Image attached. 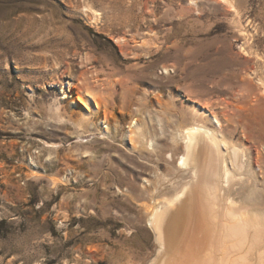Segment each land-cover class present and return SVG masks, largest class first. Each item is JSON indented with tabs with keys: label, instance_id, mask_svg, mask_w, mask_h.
<instances>
[{
	"label": "rangeland",
	"instance_id": "1",
	"mask_svg": "<svg viewBox=\"0 0 264 264\" xmlns=\"http://www.w3.org/2000/svg\"><path fill=\"white\" fill-rule=\"evenodd\" d=\"M233 4L0 0V264H153L149 212L187 176L192 123L244 150L227 195L264 256V0Z\"/></svg>",
	"mask_w": 264,
	"mask_h": 264
},
{
	"label": "bare ground",
	"instance_id": "2",
	"mask_svg": "<svg viewBox=\"0 0 264 264\" xmlns=\"http://www.w3.org/2000/svg\"><path fill=\"white\" fill-rule=\"evenodd\" d=\"M213 1L237 10L234 0ZM93 12L97 19L98 12ZM256 82L258 90L264 94L263 78L258 77ZM79 100L86 109L90 105L99 108V102L91 92H85ZM207 109L204 107L207 118L220 126L216 116ZM136 124L135 120L133 126ZM136 130L137 134L130 130L129 142L133 146L137 142L142 146L137 140L142 134L141 128ZM180 138L184 151L178 157L177 167L187 175V179L149 212L148 223L159 245L153 264H206L201 261L205 251L214 255V264H225L228 260L234 262L235 259L246 262L247 259L252 260L256 252L259 253V264H264V256L259 248L263 235L259 231V223L256 219H250L244 208H236L235 201L227 195L236 170L245 163L244 150L222 136L221 131L204 124L192 123L183 127ZM151 143L148 141L146 145L151 146ZM211 198L216 199V206L212 205ZM222 200L223 207L219 204ZM213 210L222 215L216 228L212 225L215 216ZM246 231H249V235ZM208 237H211L210 244L207 243ZM237 249L240 250L239 254ZM233 253L237 254L234 259Z\"/></svg>",
	"mask_w": 264,
	"mask_h": 264
}]
</instances>
